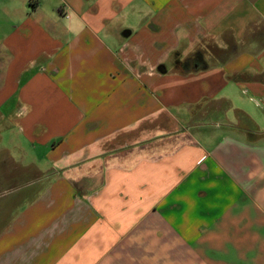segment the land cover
I'll use <instances>...</instances> for the list:
<instances>
[{
	"label": "crops",
	"instance_id": "1",
	"mask_svg": "<svg viewBox=\"0 0 264 264\" xmlns=\"http://www.w3.org/2000/svg\"><path fill=\"white\" fill-rule=\"evenodd\" d=\"M0 264H264V0H0Z\"/></svg>",
	"mask_w": 264,
	"mask_h": 264
},
{
	"label": "trees",
	"instance_id": "2",
	"mask_svg": "<svg viewBox=\"0 0 264 264\" xmlns=\"http://www.w3.org/2000/svg\"><path fill=\"white\" fill-rule=\"evenodd\" d=\"M214 52V51H213ZM204 51H196L191 57L185 60L182 65L181 69L184 72H191V71H198V70H205L208 68V64L204 58Z\"/></svg>",
	"mask_w": 264,
	"mask_h": 264
}]
</instances>
